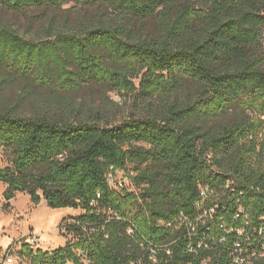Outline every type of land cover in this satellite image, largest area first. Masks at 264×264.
Segmentation results:
<instances>
[{"label": "trees", "instance_id": "trees-1", "mask_svg": "<svg viewBox=\"0 0 264 264\" xmlns=\"http://www.w3.org/2000/svg\"><path fill=\"white\" fill-rule=\"evenodd\" d=\"M70 1L0 0L40 11L35 36L0 21L4 198L84 211L61 224L73 235L65 245L24 242L21 256L264 264L261 242L235 263L237 236L219 220L232 225L240 201L255 224L264 218V0H79L74 17ZM97 88L125 101L75 96ZM110 174L127 181L113 187ZM201 186L219 204L209 228Z\"/></svg>", "mask_w": 264, "mask_h": 264}, {"label": "rangeland", "instance_id": "rangeland-1", "mask_svg": "<svg viewBox=\"0 0 264 264\" xmlns=\"http://www.w3.org/2000/svg\"><path fill=\"white\" fill-rule=\"evenodd\" d=\"M63 9L69 10L72 17L76 16L79 10H85L84 4L79 0H71ZM39 13L40 11L33 8L10 11L0 4V21L15 25L29 36L36 35ZM102 94L120 103L125 101L117 92L104 88L75 92V96L95 104L102 102ZM6 159L4 151L0 149V165H4ZM5 188L6 185L0 183V261L10 254L16 264H31L27 257L21 256L20 251L24 242H29L34 236L39 240L35 247L45 250L63 246L72 239L73 235L61 229V224L66 219L79 216L84 212L82 209L51 208L46 201L34 205L26 193H18L14 199L6 201L3 195Z\"/></svg>", "mask_w": 264, "mask_h": 264}, {"label": "built area", "instance_id": "built-area-1", "mask_svg": "<svg viewBox=\"0 0 264 264\" xmlns=\"http://www.w3.org/2000/svg\"><path fill=\"white\" fill-rule=\"evenodd\" d=\"M109 183L116 188H120L124 185V182L127 181V176L123 180H118L113 174H110L109 177ZM211 190L208 186H201L200 187V198L198 202L196 203V206L204 209L203 214L199 216L198 221L203 222L206 228H209V222L210 220H215V214L217 208H219V204L212 203L213 201L210 200ZM240 201V200H239ZM221 221V227L225 229V233L227 235L236 234L237 238L234 242V248L236 250L235 255V263H244L245 257L244 255L249 252V249H253L254 243L261 242L264 246V218H261L260 224H255L254 221L251 218V215L249 213V209L240 201L238 209L236 213L232 217L231 224L225 223L224 219L220 217L219 219ZM241 221V224L239 227H234L235 224ZM195 230V228H193ZM130 232H133L132 229H130ZM227 235L221 236L219 239L212 240L214 244L216 243H226L227 242ZM203 239L199 243V247H208L209 246V240L208 234L204 231L202 236ZM37 236H34L29 240V244L35 247L36 243H38ZM246 245H249V247H246ZM191 247V245H190ZM39 248V247H38ZM190 250H194V248H190ZM0 264H16L14 258L12 255L8 254L4 256V258L0 261Z\"/></svg>", "mask_w": 264, "mask_h": 264}]
</instances>
